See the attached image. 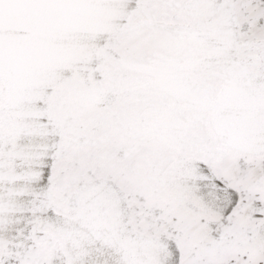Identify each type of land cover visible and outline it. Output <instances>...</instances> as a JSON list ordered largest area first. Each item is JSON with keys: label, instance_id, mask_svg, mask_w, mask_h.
I'll list each match as a JSON object with an SVG mask.
<instances>
[{"label": "snow or ice", "instance_id": "snow-or-ice-1", "mask_svg": "<svg viewBox=\"0 0 264 264\" xmlns=\"http://www.w3.org/2000/svg\"><path fill=\"white\" fill-rule=\"evenodd\" d=\"M0 264H264V0H0Z\"/></svg>", "mask_w": 264, "mask_h": 264}]
</instances>
